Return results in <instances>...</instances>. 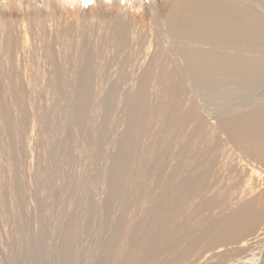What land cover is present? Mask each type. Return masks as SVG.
Wrapping results in <instances>:
<instances>
[{
    "label": "rangeland",
    "instance_id": "1",
    "mask_svg": "<svg viewBox=\"0 0 264 264\" xmlns=\"http://www.w3.org/2000/svg\"><path fill=\"white\" fill-rule=\"evenodd\" d=\"M218 1L252 11L264 22V4L257 0ZM73 2L84 11V20L77 24L74 5L61 2L72 21L66 29L56 25L51 5H43L44 15L33 25L47 36L45 52L33 51L31 66L22 70L5 51L22 39L14 34L26 22L18 18L15 4L4 5L10 19L5 29L0 23V64L8 65L0 66V106L7 115L5 123L0 120V258L7 264L175 260L192 239L190 233L231 208L251 175L248 170L240 174L231 160L226 168L213 164L226 154V144L211 129L208 115L226 104L255 101L264 94V79L204 86L182 69L180 45L166 37L160 16L156 21L135 4L132 15L141 25L135 41L127 31L112 41L108 31L99 35L93 22H85L95 17V0ZM211 2L204 0L209 10ZM31 3L38 8L39 0ZM34 34H27L29 43L34 37L40 41ZM259 42L264 44V38ZM148 49L155 53L140 71ZM245 54L247 59L257 55ZM77 68L84 75L75 74ZM246 157L244 162L253 165ZM258 178L253 186H264ZM199 180L197 190L186 194ZM236 247L244 248H225ZM240 253L224 263L244 260ZM256 260L264 264V248Z\"/></svg>",
    "mask_w": 264,
    "mask_h": 264
},
{
    "label": "bare ground",
    "instance_id": "2",
    "mask_svg": "<svg viewBox=\"0 0 264 264\" xmlns=\"http://www.w3.org/2000/svg\"><path fill=\"white\" fill-rule=\"evenodd\" d=\"M32 1L33 0H18V6L15 0L7 1L16 5H12V7L17 8L18 18L26 22V24L17 28V32L14 34L22 39L17 42H11V47L5 51V55H12L16 58L17 64L15 68H17V70H22L24 68L29 69L31 66L29 61H31L33 57L32 53L38 52L40 56H43L45 52L43 49L47 42V36H44L42 30L37 29L38 27L33 25V19H40L43 17V5L45 3L51 5L54 16L53 19H55L56 25L60 28L65 27L66 29V27L68 25L70 26V23H72L70 19L65 17V13L61 11V2L66 3V5L68 4V6H70V3H72V6L74 5L76 8L74 13L78 16L77 24L80 25L81 21L84 20L82 18L84 11L78 8V4L73 2L74 0H39L38 8L36 6L37 9L31 6ZM75 1L79 3L80 1L91 3L90 0ZM257 1L264 4V0ZM7 2H5V0L0 1V23L3 29H5L4 23L6 20L10 19V14L8 15L4 11V5ZM36 2H38V0H36ZM111 2L113 3L112 5L109 4ZM121 2L124 4L129 3V7L122 6L127 10L121 7ZM95 3L97 7L92 8V13L95 17L85 22H93L91 24L96 25L95 28L100 31L97 32L99 35L108 31L109 38L112 41L121 40L123 38L122 34H126V31L130 32L129 36L131 40H134L137 36L141 25L132 15L131 10L136 8L132 6H135V4L139 10L147 12L150 17L156 21H158V16H160L162 20H165L166 37L173 43L180 45L179 50L181 49V60L184 67L182 69H185L197 83L208 87H217L222 86L221 84L230 83L236 79L249 81L250 79L252 80V77L259 78V76L264 79V44L259 42L264 38V22L252 11L244 10L243 12L236 5L226 4L218 0H212V4L208 5V8L212 6L210 10L206 8L207 6L204 4V0H95ZM66 8L68 9L69 7ZM180 18L183 19L179 20ZM71 25L73 26V24ZM92 27L93 26H91V28ZM87 29L89 30V28ZM51 30L53 29L51 28ZM70 30L73 31L74 29ZM78 31L84 33L83 31L86 30H74V33ZM29 32L32 35L33 32H35L34 36L39 38L40 41H34L36 39L34 37V40L32 39V42L29 43L28 40H26V36ZM7 45L8 43L6 47ZM36 47L37 49H35ZM147 47L144 46L141 50H145ZM152 47H154V45ZM206 47H210V50L206 51ZM212 47H214L215 50H212ZM136 50H138V48ZM136 50H134L135 53ZM230 50L234 53H227ZM131 52H133V50H131ZM244 52H253L257 55L247 59L246 56L249 54L244 55ZM154 53L155 51L153 49H148L143 60V65L139 68L140 71L146 67L147 61L151 59ZM129 59L132 60V58ZM0 66L6 67L8 65L4 62V64H0ZM78 70L79 68H77L75 74L79 76L84 75L83 71ZM174 72L178 74L179 71L176 69ZM145 75L146 72H143L142 76ZM115 79H117V77ZM163 79L168 89H170L169 92H171L170 74L163 75ZM248 97L250 98V95ZM250 100L253 99L250 98ZM223 106L224 107H220L214 111L213 114H209V118L207 117L209 125L212 126L211 129L223 135L225 138L224 143L226 144L224 147V152L226 151V154L217 160L219 162L216 161L213 164L226 168L227 166L225 163L227 160H231V164L238 168L240 174L248 170V172L251 171V175H249L247 179V185L241 190H244V193H241V195L237 197V201L233 205L231 204V208L225 209L222 213L218 212V214H220L219 219H217L218 217H213L214 219H211L210 222L208 221V225L200 229L199 232L190 233V235H194L192 239H190L189 244H187L188 242L186 241L185 247L188 246L185 249L183 248V252L181 250L182 253L180 252L179 255L177 253L178 257L175 260L165 261L162 264H225L224 260L236 258L240 252L244 255V257H241L244 260H235L233 264L259 263H257L256 259L260 252H263L264 248V236L261 238V235H263L261 233L264 231V201L262 200L260 202L259 200L261 197H264V186L257 185L256 187L253 185L254 179L257 177H260L264 182V94L262 93V96H258V99L249 101L244 105L226 104V107L225 105ZM67 115H69V113ZM6 117V113L3 112L0 106V120L5 123L7 121ZM235 149L239 150L237 151L239 152V156L233 154V152L236 151ZM244 155L250 158L253 165L244 162ZM261 169H263V171H261ZM260 178H258V180ZM200 183V180L199 183L196 181L191 185L192 187L188 188L186 194L192 195L194 190L196 191L198 188L197 184ZM247 188L249 189L248 191H246ZM177 189H179V187ZM182 190H185V188H182ZM185 199L187 200V198ZM239 244L244 248L236 247L232 250H227L225 248L232 245L239 246ZM151 246L153 247V244ZM223 248L226 250H223ZM260 258H262V256ZM0 264L7 263L0 258Z\"/></svg>",
    "mask_w": 264,
    "mask_h": 264
}]
</instances>
